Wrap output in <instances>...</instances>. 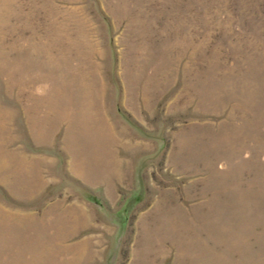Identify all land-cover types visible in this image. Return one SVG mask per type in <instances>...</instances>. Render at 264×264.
I'll list each match as a JSON object with an SVG mask.
<instances>
[{
	"label": "rangeland",
	"instance_id": "rangeland-1",
	"mask_svg": "<svg viewBox=\"0 0 264 264\" xmlns=\"http://www.w3.org/2000/svg\"><path fill=\"white\" fill-rule=\"evenodd\" d=\"M0 264H264V0H0Z\"/></svg>",
	"mask_w": 264,
	"mask_h": 264
}]
</instances>
